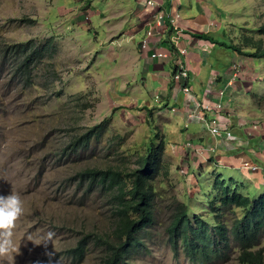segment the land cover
<instances>
[{
	"label": "rangeland",
	"instance_id": "1",
	"mask_svg": "<svg viewBox=\"0 0 264 264\" xmlns=\"http://www.w3.org/2000/svg\"><path fill=\"white\" fill-rule=\"evenodd\" d=\"M157 1L166 12L181 6L182 21L199 18L198 3L212 11L209 18L217 28L209 40H217L218 48L219 41L226 43L233 79L239 70L244 76L256 70L257 82L247 84L250 105L257 113L261 109L264 120V57L241 54L237 60L231 46L252 48L254 41L264 40V0ZM146 2L0 0V264H76L69 248L81 238L112 236L117 222L113 191L91 186L88 178L81 179V172L94 167L134 170L152 142L165 144L162 170L155 180L156 221L139 233L141 245L123 264H202L192 261L180 244L174 245L169 228L182 203L191 215L205 209L207 217L217 173L232 177L233 186L250 195L264 193V165L251 171L260 172L252 176L255 180L205 159L203 166L192 161L191 168L178 137L191 135L193 143L214 137L196 123L180 131L175 123L178 114L171 110L182 105L163 106L164 92L152 74L137 66L133 70L120 66L122 56L129 60L127 53L136 54L138 41L147 35L148 27L134 32L137 25L143 26L138 24L141 6L142 11L154 9ZM50 38L45 56L33 64L30 82L27 76H13L15 59L4 61L5 48L31 40L41 46ZM213 56L216 64L222 60L218 50ZM263 120L253 122L251 132L261 131ZM99 124L103 126L89 144H80V136ZM201 126L203 139L195 135ZM234 210L227 214L229 223L243 212L239 207ZM103 240L98 244L89 240L88 253L79 264H103L108 253L100 245ZM237 254L233 250L230 259L218 264H239Z\"/></svg>",
	"mask_w": 264,
	"mask_h": 264
},
{
	"label": "trees",
	"instance_id": "2",
	"mask_svg": "<svg viewBox=\"0 0 264 264\" xmlns=\"http://www.w3.org/2000/svg\"><path fill=\"white\" fill-rule=\"evenodd\" d=\"M264 29V28H262ZM200 37H208L201 34ZM247 39H253L247 36ZM52 38L43 45H36L33 40L9 44L4 50V61L13 57L15 66L12 75L27 76V81L33 75V64L45 56L50 48ZM252 48H246L240 43L231 46L240 54L249 57H264V40H256ZM174 72V71H173ZM99 124L89 132L80 136V144L88 145ZM99 135V133L97 134ZM159 135V134H158ZM157 135V136H158ZM80 144L76 143L77 149ZM164 142L155 145L152 142L148 153L143 155L139 167L131 171L109 168H89L81 172V179H89L91 186L102 185L105 190L113 191L116 200V216L112 236L81 238L78 243L69 248L73 262L84 261L88 253V242L95 244L104 239L107 254L103 264H123L132 251L141 245L139 233L156 221V203L159 195L155 180L162 170ZM233 178H225L217 173L212 183V200L208 202L207 217L205 209L199 214H190L187 204L178 205L170 224V240L177 247H183L188 257L196 262L206 264L211 259L228 257L234 248L240 251L241 264H264V193L253 196L233 186ZM242 208L240 216H234L229 223L227 214L235 208Z\"/></svg>",
	"mask_w": 264,
	"mask_h": 264
},
{
	"label": "crops",
	"instance_id": "3",
	"mask_svg": "<svg viewBox=\"0 0 264 264\" xmlns=\"http://www.w3.org/2000/svg\"><path fill=\"white\" fill-rule=\"evenodd\" d=\"M141 7V10L137 12L138 24L143 23V26L139 28L137 25L136 30L134 31L137 32L141 30L139 33H143L144 27H148L149 30L151 26L153 27L155 25L154 15L151 16L152 13L154 14L155 8L149 11L147 9L142 11L143 6ZM179 8H181V6H179ZM196 12V18L199 16L197 20L192 16L191 19L183 21L182 19L179 20L181 32L177 45L174 43L176 34H178L176 28H173L172 26L167 29L157 27L154 30V34L149 38V45L146 48L142 46V40L145 38L144 35L137 43L138 52H136V54L127 53L130 56L129 60L122 56V65L120 66L125 69L129 68L130 70H133L137 66L138 68H141L143 72L152 74L156 79V82L161 86L162 92H164L163 97L161 98V100L164 99V102L161 104L165 106L170 105L171 102H178L182 105V108L177 110L174 108L175 110L171 111L178 114V120H176L175 123L177 122L176 124L178 128L180 127V131L183 132L185 129L190 130L194 123L198 125L203 124L198 121V118L194 119L190 117V112L194 111V101L183 92L180 83L175 82L171 74L176 67V61L179 57L176 50H178V48L186 47L188 49V55L184 58L187 60L190 69L189 84L192 86L196 98L198 100L209 101L212 104L217 103L220 100L223 101V111L218 112L213 110L208 111V114H214V116H218L219 119L223 121H231L233 130L232 139L217 140L216 138H211L212 141L209 142H201L202 140L199 141V143L194 142L197 147L203 145L209 146L217 142L218 148L214 155L209 156L208 154L210 152L207 153V148L200 153L194 148L188 149L183 147L187 154V163L193 168L192 161L197 162L196 166H198L199 163L200 166H203L202 162L208 160L209 162H212V164H217L221 168L225 166L227 169L238 170L243 177L248 178L249 180H255L252 176L259 175L260 172H251L247 171L248 169L243 168L242 170L240 166L242 167V164L245 161L257 163L261 166L264 165V162H259L261 160L264 161V120L261 118L262 111L260 108H258L260 110L259 113L256 112L257 109L251 108V89L247 86V84L251 86L255 81L257 82L258 73H256V70L254 72L248 70L245 72L246 76H248L246 77L241 73L242 71L239 70V74L233 79L232 64L230 65L228 63V47L223 45L226 43L219 41L220 48H218V46H216V42H218L217 40H209L212 38L210 35L211 30L217 28L212 24L213 20L209 18L213 14L212 11L209 8H205L201 3H198L196 5ZM198 20L201 21L199 22ZM128 34L129 32H125L123 35ZM201 34H205L208 37H200ZM111 38V41H113V38L115 37L112 36ZM177 46L178 48H176ZM172 50L174 52L171 54ZM217 50L222 58L218 64H216V57L213 56V53ZM153 51H164L167 52L168 55L165 57H152ZM233 52L236 54V59H240L241 54L234 49ZM129 62L132 64L129 65ZM213 75L216 76L215 81L212 83L211 77ZM249 75H252V78H250ZM208 89L210 93L209 96L206 97V91ZM221 89H225V94L222 98L219 96V91ZM180 97H182V100ZM138 103H140V105H147L145 102L141 101ZM247 106L251 109H248ZM261 120H263L261 122V127H263L262 130L255 133L251 132V124ZM200 129V132L195 133V135L196 138L203 139L205 134H202L201 132L203 129L202 126ZM235 130H237V132ZM178 138L177 142H185L188 140L193 142L191 135L182 134V136ZM196 156L199 158H195ZM261 187L262 186L258 188Z\"/></svg>",
	"mask_w": 264,
	"mask_h": 264
},
{
	"label": "built area",
	"instance_id": "4",
	"mask_svg": "<svg viewBox=\"0 0 264 264\" xmlns=\"http://www.w3.org/2000/svg\"><path fill=\"white\" fill-rule=\"evenodd\" d=\"M148 5L153 6L156 11H155V16H154V21L155 25L148 30L147 35L145 38L142 40V46L146 48L149 45V38L154 34V30L158 28H163L167 29L169 27H173L177 29L178 34H176L174 43L175 45L178 44L179 38H180V26H179V20H180V14L178 13V9L180 10L179 6L178 8L175 7L171 12H166L162 8V3L158 2L157 0H147L146 2ZM178 48V46L176 47ZM177 53L179 54L178 60L176 61V67L174 69V72L172 73L173 80L175 82L180 83L181 89L183 92L190 97L194 101V111L190 112V117L192 118H198V121L203 123V126H205L209 133L218 139H232L233 138V130H232V124L231 121L229 120H221L219 119L218 116L209 115L208 111H218L221 112L224 110V103L223 101H218L217 103H210L209 101L205 100H198L196 98V95L193 91L192 86L189 84V78H190V69L188 67L187 60L184 58L188 55V49L185 47L183 48H178L176 50ZM174 51H171V54ZM168 53L164 51H153L152 57H165L167 56ZM215 76L213 75L211 77V81H215ZM225 94V89H221L219 91V96L220 98L223 97ZM206 97L209 96V89L206 91ZM209 100V99H206ZM173 110H175L173 108ZM207 111V112H206ZM260 122V121H258ZM183 147H189L194 148L197 150V152L202 153L205 148H200L202 146L197 147L191 140L185 141ZM207 148V147H206ZM218 148L217 142L214 143L212 146L207 148L208 152L216 151ZM243 166L245 168H249L252 170H258V164H253L251 162L246 161Z\"/></svg>",
	"mask_w": 264,
	"mask_h": 264
},
{
	"label": "clouds",
	"instance_id": "5",
	"mask_svg": "<svg viewBox=\"0 0 264 264\" xmlns=\"http://www.w3.org/2000/svg\"><path fill=\"white\" fill-rule=\"evenodd\" d=\"M260 194H262V193H260ZM264 238V237H263ZM263 238H262V240H263ZM262 244V243H261ZM262 247V246H261ZM234 251L236 250L237 251V260L239 261V264H241L240 263V258H239V254H240V251H239V249L238 248H234L233 249ZM230 259L231 258V253L229 254V256L226 258V257H223V258H220V259H217V260H215L214 261V259H211L210 261H208V263H206V264H211V263H214V264H218L219 262H224V261H226L227 259Z\"/></svg>",
	"mask_w": 264,
	"mask_h": 264
}]
</instances>
